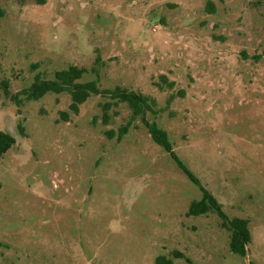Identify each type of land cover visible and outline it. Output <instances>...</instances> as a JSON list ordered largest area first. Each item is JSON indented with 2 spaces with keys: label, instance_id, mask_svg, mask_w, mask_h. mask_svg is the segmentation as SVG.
<instances>
[{
  "label": "rangeland",
  "instance_id": "1",
  "mask_svg": "<svg viewBox=\"0 0 264 264\" xmlns=\"http://www.w3.org/2000/svg\"><path fill=\"white\" fill-rule=\"evenodd\" d=\"M0 8V131L17 140L0 160V264H264V0ZM71 66L88 70L80 82L156 100L147 119L226 214L249 221L246 258L217 214L187 215L202 193L140 118L117 140L127 103L92 95L66 121L68 93L23 95Z\"/></svg>",
  "mask_w": 264,
  "mask_h": 264
},
{
  "label": "trees",
  "instance_id": "2",
  "mask_svg": "<svg viewBox=\"0 0 264 264\" xmlns=\"http://www.w3.org/2000/svg\"><path fill=\"white\" fill-rule=\"evenodd\" d=\"M214 8V4L209 1L207 9L213 13ZM4 14L5 11L0 8V17H3ZM86 74H88L87 69L71 66L68 69L58 71L53 80L43 79L38 75L31 87L23 91V95H25L28 100L38 101L49 93H68L71 96L72 102L69 111L62 113L66 121H69L70 114L79 115L81 106L86 103L92 95L109 96L113 100L127 103L132 109V117L130 122L120 129L117 140L121 141L129 132V128L132 126L133 122L140 118L147 127L153 141L170 155L176 165L202 193L200 200L191 203L187 215L190 217H200L210 213L217 214L222 219V226L231 233L229 244L230 251L235 255L246 258L249 252V245L252 243L249 221L242 218L231 219L226 214L219 200L203 185L202 181L190 170L174 150L167 131L162 129L157 122H150L147 119L148 113L157 114V110L155 109L157 105L156 100L142 93L130 91L121 87H117L114 90H101L97 81L80 82ZM163 79L167 82L166 78ZM171 87H173V85H171ZM109 106V104L104 106V111L106 112L104 117L105 124H108L109 120L107 114ZM107 135L113 138L116 133L114 131H109ZM16 142L17 140L12 134L0 131V160L14 147ZM175 256L176 258H185V255L182 253H175ZM155 264H174V261L165 256H160L156 259Z\"/></svg>",
  "mask_w": 264,
  "mask_h": 264
}]
</instances>
